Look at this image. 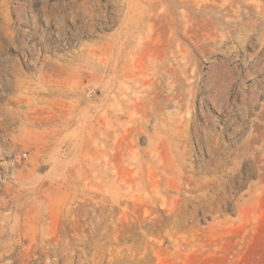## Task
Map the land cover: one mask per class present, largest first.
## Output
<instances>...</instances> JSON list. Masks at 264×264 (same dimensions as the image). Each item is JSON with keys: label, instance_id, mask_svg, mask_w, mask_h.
I'll use <instances>...</instances> for the list:
<instances>
[{"label": "rangeland", "instance_id": "1", "mask_svg": "<svg viewBox=\"0 0 264 264\" xmlns=\"http://www.w3.org/2000/svg\"><path fill=\"white\" fill-rule=\"evenodd\" d=\"M124 2L0 0V264H264V21L249 36L242 29L244 12L231 39H210L200 29L195 48L179 35L176 43L194 53L195 72L184 107L169 104L160 125L177 160L219 183L204 200L207 212L201 203L197 211L189 207L176 230L155 222L158 179L149 170L145 153L153 150L146 137L137 141L145 181L133 195L76 184L70 193L63 189L60 141H49L67 98V67L87 47L118 37ZM225 3L219 1L230 8ZM200 5L205 9L208 0ZM154 39L151 48L162 50L166 40L158 34ZM246 70L253 76L247 78ZM217 74L227 80L218 89L208 84ZM222 90L225 123L210 102ZM75 97L89 107L102 94L86 82ZM181 118L186 138L175 132ZM207 131L217 138V149L204 141ZM125 172L131 176L137 169ZM168 212L161 210L162 217Z\"/></svg>", "mask_w": 264, "mask_h": 264}, {"label": "bare ground", "instance_id": "2", "mask_svg": "<svg viewBox=\"0 0 264 264\" xmlns=\"http://www.w3.org/2000/svg\"><path fill=\"white\" fill-rule=\"evenodd\" d=\"M219 1L208 0V5L202 9L200 0H125L124 20L118 37L87 47L80 59L68 65L67 98L61 113L55 115L59 122L52 129L49 141L52 146L60 141L62 187L66 193L77 190L76 185L102 194L105 190L118 195L121 192L133 195L134 191H139L145 181L146 162L137 141L146 137L153 150V153H145L151 157L149 170L158 179L153 180L152 202L159 205L155 222L176 230L175 226L180 228L185 224L189 207L197 211L198 203H201L204 212L208 211L204 200L212 194V185L219 183L215 178L196 176L193 166L177 160L178 155L161 137L160 125L169 104L180 109L184 107L181 101L188 96L187 86L195 72L194 53L181 41L176 43L179 35L186 34L196 48L200 29L210 39L217 36L231 39L232 25L242 12L245 14L241 19L245 34L249 35L258 22L264 21L262 0H226L227 4L230 2V8L219 5ZM89 13L93 18L94 14ZM157 34L166 40L159 51L151 48ZM261 39L264 43V29ZM253 74L252 70H246L247 78ZM86 82L94 84L96 91L102 94V98L89 107L83 106L82 100L75 97ZM225 82L227 80L217 74L208 84L218 89ZM225 94L222 90L218 95L210 96L215 112L223 116ZM224 117L225 123L228 120ZM174 125L175 132L183 133L186 138L184 118L176 119ZM238 128L236 123L233 130ZM150 129L154 131L153 135H150ZM204 134L208 147L217 149V138L210 131ZM128 168L137 169V173L127 176L125 170ZM173 192L178 195H172ZM95 200L101 203L104 196ZM117 202L121 204L122 200ZM161 210H167L169 214L162 217Z\"/></svg>", "mask_w": 264, "mask_h": 264}, {"label": "built area", "instance_id": "3", "mask_svg": "<svg viewBox=\"0 0 264 264\" xmlns=\"http://www.w3.org/2000/svg\"><path fill=\"white\" fill-rule=\"evenodd\" d=\"M27 154H23V156L25 157Z\"/></svg>", "mask_w": 264, "mask_h": 264}]
</instances>
